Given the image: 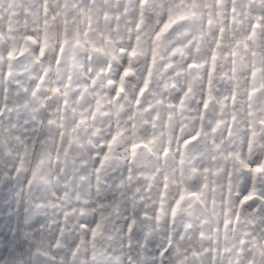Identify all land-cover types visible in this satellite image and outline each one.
Here are the masks:
<instances>
[{"label": "clouds", "instance_id": "1", "mask_svg": "<svg viewBox=\"0 0 264 264\" xmlns=\"http://www.w3.org/2000/svg\"><path fill=\"white\" fill-rule=\"evenodd\" d=\"M0 264H264V0H0Z\"/></svg>", "mask_w": 264, "mask_h": 264}]
</instances>
